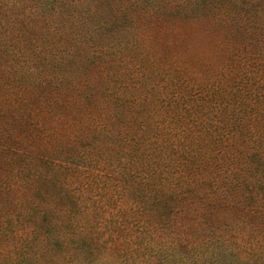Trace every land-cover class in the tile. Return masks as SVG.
I'll return each mask as SVG.
<instances>
[{
  "label": "trees",
  "instance_id": "trees-1",
  "mask_svg": "<svg viewBox=\"0 0 264 264\" xmlns=\"http://www.w3.org/2000/svg\"><path fill=\"white\" fill-rule=\"evenodd\" d=\"M0 264H264V0H0Z\"/></svg>",
  "mask_w": 264,
  "mask_h": 264
}]
</instances>
